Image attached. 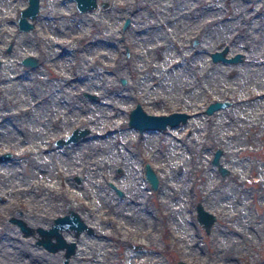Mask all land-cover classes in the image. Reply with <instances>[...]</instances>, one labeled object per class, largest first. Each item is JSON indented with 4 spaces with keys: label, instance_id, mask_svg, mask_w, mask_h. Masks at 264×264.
<instances>
[{
    "label": "rangeland",
    "instance_id": "374dc122",
    "mask_svg": "<svg viewBox=\"0 0 264 264\" xmlns=\"http://www.w3.org/2000/svg\"><path fill=\"white\" fill-rule=\"evenodd\" d=\"M105 1L39 0L24 31L27 0H0V264H61L36 228L68 208L92 228L62 231L70 264H264V0ZM225 45L243 58L212 62ZM213 100L228 104L207 114ZM136 103L189 115L139 131ZM76 126L89 132L56 144ZM197 202L216 215L208 233Z\"/></svg>",
    "mask_w": 264,
    "mask_h": 264
},
{
    "label": "water",
    "instance_id": "95a60500",
    "mask_svg": "<svg viewBox=\"0 0 264 264\" xmlns=\"http://www.w3.org/2000/svg\"><path fill=\"white\" fill-rule=\"evenodd\" d=\"M75 7L79 12H85L88 10L96 9L97 7H107L109 3L105 0H74ZM39 10V0H27V4L20 9L17 16V28L19 30L31 29L33 24V19L36 17ZM129 23V18L126 17L122 24L124 28ZM11 44L6 47L10 50ZM210 60L212 62H237L243 58V54L237 52L232 55L228 54V47L225 45L223 48L215 49L209 53ZM21 63L25 66H35L37 64V58L32 55L24 56L21 59ZM85 95L90 97H95L94 94L84 92ZM228 104L227 100H213L209 102L204 111L207 114L214 112L216 109L224 107ZM188 112L186 111H171L169 113H149L146 112L140 105L136 103L134 107L129 110L128 113V125L136 127L139 131L148 128H157L163 130L168 126H173L178 122H184L188 117ZM89 132L87 127H74L71 132L66 135L65 138H57L55 140L56 144H67L70 142H75L78 139L84 137ZM222 149L217 147L211 157V163H213L220 174L224 175L228 172L227 167L221 164L219 158ZM9 156V152L0 154V159H5ZM144 177L148 181L150 188L155 189L157 187L158 178L153 168L149 163H145L143 166ZM120 171V169H118ZM76 181L79 182V177H75ZM119 192V190H118ZM120 193V192H119ZM196 209V220L202 225L205 232H209L212 224L216 219L215 213L203 207L200 202L195 204ZM16 222L21 231L27 235L31 229L23 223L20 219L12 218ZM37 232L41 235L37 239V243L41 244L43 248L48 251H58L63 250V258L61 264H70L69 258L75 252L76 241L66 240L62 234V231L69 230L73 233L75 237H78L82 231L91 232L92 228L85 223L77 211L68 208V210L62 214L57 215L52 219L51 224L44 228H36ZM174 264H191L184 260H177Z\"/></svg>",
    "mask_w": 264,
    "mask_h": 264
},
{
    "label": "bare ground",
    "instance_id": "6f19581e",
    "mask_svg": "<svg viewBox=\"0 0 264 264\" xmlns=\"http://www.w3.org/2000/svg\"><path fill=\"white\" fill-rule=\"evenodd\" d=\"M77 78V77H76ZM112 106V105H111ZM116 108V107H115ZM140 196V195H139ZM133 197H134V199L131 201L133 204H136L134 201H135V197H136V194H133ZM138 200V199H137ZM120 203V202H119ZM118 203V204H119ZM114 204V203H113ZM117 204V205H118ZM130 204V203H129ZM117 205H111L110 207L111 208H113V207H118ZM137 205V204H136ZM101 206V205H100ZM128 206V205H127ZM104 207V206H103ZM105 207H106V205H105ZM130 207V206H129ZM103 209V208H102ZM116 209V208H115ZM141 209V208H140ZM112 210H114V209H112ZM129 210V209H128ZM117 212V211H116Z\"/></svg>",
    "mask_w": 264,
    "mask_h": 264
}]
</instances>
